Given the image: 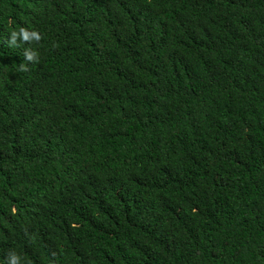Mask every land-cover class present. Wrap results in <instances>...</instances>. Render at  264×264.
<instances>
[{
    "label": "trees",
    "instance_id": "1",
    "mask_svg": "<svg viewBox=\"0 0 264 264\" xmlns=\"http://www.w3.org/2000/svg\"><path fill=\"white\" fill-rule=\"evenodd\" d=\"M11 253L264 264V0H0Z\"/></svg>",
    "mask_w": 264,
    "mask_h": 264
},
{
    "label": "clouds",
    "instance_id": "2",
    "mask_svg": "<svg viewBox=\"0 0 264 264\" xmlns=\"http://www.w3.org/2000/svg\"><path fill=\"white\" fill-rule=\"evenodd\" d=\"M17 40L22 43H39L42 40L41 34L36 30H28L25 27H20L18 31L13 30L10 34V39L8 40L9 46L17 45ZM25 60L28 62H36L38 60L37 53L31 49H25L24 52ZM21 71H28L29 69L21 63ZM20 257L14 253L9 255V264H19Z\"/></svg>",
    "mask_w": 264,
    "mask_h": 264
}]
</instances>
